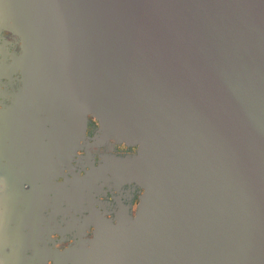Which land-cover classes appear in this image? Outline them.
I'll return each instance as SVG.
<instances>
[{
    "label": "water",
    "instance_id": "1",
    "mask_svg": "<svg viewBox=\"0 0 264 264\" xmlns=\"http://www.w3.org/2000/svg\"><path fill=\"white\" fill-rule=\"evenodd\" d=\"M0 30L73 160L136 148L106 155L142 189L116 264H264V0H0Z\"/></svg>",
    "mask_w": 264,
    "mask_h": 264
},
{
    "label": "flooded vegetation",
    "instance_id": "2",
    "mask_svg": "<svg viewBox=\"0 0 264 264\" xmlns=\"http://www.w3.org/2000/svg\"><path fill=\"white\" fill-rule=\"evenodd\" d=\"M18 40L0 30V264H116L112 255L130 229L142 189L120 180L118 161L106 155L136 148L110 140L89 148L91 158L79 150L82 157L73 160V127L61 126V118L50 126L34 105L23 103ZM91 161L114 167L116 178L85 176Z\"/></svg>",
    "mask_w": 264,
    "mask_h": 264
}]
</instances>
